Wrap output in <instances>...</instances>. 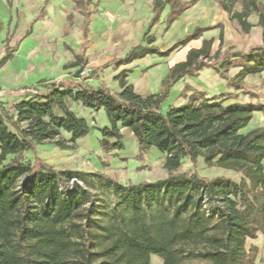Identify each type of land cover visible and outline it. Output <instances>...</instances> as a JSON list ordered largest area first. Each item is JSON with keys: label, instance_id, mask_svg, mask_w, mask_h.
I'll return each mask as SVG.
<instances>
[{"label": "trees", "instance_id": "16d2710c", "mask_svg": "<svg viewBox=\"0 0 264 264\" xmlns=\"http://www.w3.org/2000/svg\"><path fill=\"white\" fill-rule=\"evenodd\" d=\"M100 1L72 0L83 17L82 49L68 66L76 69L74 75L51 82L44 93L18 102L13 114L0 109V264H151L152 256L163 264H257L260 250L249 242L264 235V127L246 130L256 114L264 115V104H226L229 94L210 96L187 86L183 104L171 106L166 113L162 106L179 81L197 78L206 69L217 72L233 93L255 97L248 92L246 79L264 73V5L259 0L220 1L222 10L238 21L244 33L253 27L249 17L258 15L262 45L245 53L218 50L213 55V39H203L200 48L190 49L185 61L170 68L159 92L145 97L128 82L130 68L115 77L118 93L90 85L82 76L89 64L88 34ZM201 1L205 0H152L153 16L143 43L124 58H113L114 67L148 56L168 58L202 39L210 27H196L164 50L154 46L156 36L150 34L153 27L158 30L163 24L166 33ZM50 3L44 1L13 47L6 40L0 69L12 60L34 25L45 19ZM67 21L72 23V15ZM232 69H237L234 76ZM68 101L106 112L109 125L99 129L104 152L123 151V130L127 129L134 135L140 161L153 148L164 156L165 180L131 188L110 181L121 204L132 210L130 217L119 213L102 225L93 217L90 192L78 184L77 191H72L67 184L79 173L56 170L38 157L40 145L54 143L68 149L90 134L92 128ZM63 133L70 135L68 141L63 140ZM28 152L34 155L33 164L24 161ZM185 159L195 165L201 159L208 168L236 172L241 180L179 173ZM149 202L161 208L157 223L143 206Z\"/></svg>", "mask_w": 264, "mask_h": 264}, {"label": "rangeland", "instance_id": "374dc122", "mask_svg": "<svg viewBox=\"0 0 264 264\" xmlns=\"http://www.w3.org/2000/svg\"><path fill=\"white\" fill-rule=\"evenodd\" d=\"M44 1L0 0V58L5 53L6 38L9 36L14 37L12 41V45H14L16 39L27 31L30 23L39 14ZM132 1H100L99 12L93 16L97 20L94 21V28L99 31L97 38L99 40L96 43V51L89 58V65L83 74L88 84L106 86L114 93L120 92L115 77L122 71V67L115 68L111 58L122 59V46L115 43V45L110 44L111 46L106 48V45L111 42V39H119L116 35V25L118 23L130 22L137 16L138 11L133 12L132 8L128 9L126 15H123L121 11V8L125 9ZM220 1L206 0L204 8H200L196 13L197 27L211 28L204 33L203 39H213L212 54L214 55L218 50L245 53L253 47L262 45V28L259 25L258 15L249 17L248 21L253 27L249 33H244L238 21L231 19V16L222 10ZM259 1L264 5V0ZM111 3L116 4L115 8ZM74 7L72 0H52L46 8L47 15L45 19L34 25L28 41L21 44L20 53L15 55L11 64L0 69V109H6L10 114H13V107L18 102L34 97L39 92L44 93L45 87L49 86L51 82L64 80L74 75L76 69H70L68 66L75 61L74 54L81 51L82 46L79 48V39H81L83 23V17L75 11ZM236 10L240 11L241 6L237 5ZM107 13L113 14L115 20L109 21ZM69 15H72L71 24H68L67 21ZM65 28H67V33L64 32ZM164 29L165 24L158 30L153 27L150 34L154 33L156 36L154 46H160L166 50L173 44L169 45L167 43V45H164V39H167L164 35ZM144 31L142 32L144 33ZM142 32L137 39H141ZM221 34H223V38H221ZM179 40L182 39H177L176 42ZM191 45L195 46L196 44H190L189 47ZM182 49L177 50L170 57L167 61L168 64L175 62L183 55ZM168 64H163L160 68L146 67L141 71L142 77L150 73V88H147L146 94L143 91L142 94L150 96L155 94V91L157 92L155 82L166 72ZM129 67L134 69V72L141 68L139 64L138 66ZM94 71L98 73L92 74ZM236 72L237 69H232L230 75L234 76ZM134 81L133 75L128 77V82L135 87L134 83L136 81ZM246 85L248 92L255 95V97L242 92L233 93L217 72L206 69L197 78L185 77L179 81L173 87L170 99L163 104L162 111L166 113L171 106L184 103L185 99L182 97V93L185 92L187 86L203 90L210 96L229 94L231 98L228 99L226 104H247L250 102L264 104V73L247 77ZM68 104L79 117L86 119L92 128L90 134L83 139H79L76 145L68 149H60L54 143L40 145L38 146V157L56 170L79 173L77 179L70 180L67 184L72 188V191H77L76 184H78L84 190L90 192L93 217L99 220L102 225L107 224L119 213H124L130 217L132 210L121 204L122 200L116 194L115 189L110 186V181L131 188L165 180L168 178V172L164 169V156L153 148L147 153L145 160L140 161L134 135L126 130H123L125 149L112 153L104 152L100 147L102 137L99 129L109 125L106 112L104 110L91 111L79 103L70 101H68ZM258 127H264V115L262 114L255 115L251 126L246 131ZM62 138L68 141L70 135L63 133ZM11 158L9 157L8 161ZM24 161L33 164L34 155L30 152L26 153ZM195 172L208 179L226 177L236 182L241 180V175L236 172L208 168L201 159L196 165L189 159H185L179 173L193 174ZM163 203L167 204V201L165 200ZM143 206L152 222L157 223L161 211L159 204L149 202ZM251 243L259 248L261 264H264V236H260L254 242L250 241L249 245ZM151 264H163V262L160 258L152 256Z\"/></svg>", "mask_w": 264, "mask_h": 264}, {"label": "crops", "instance_id": "0c3cea01", "mask_svg": "<svg viewBox=\"0 0 264 264\" xmlns=\"http://www.w3.org/2000/svg\"><path fill=\"white\" fill-rule=\"evenodd\" d=\"M206 1V0H205ZM205 1H201L199 2L198 4H196L195 6H193L191 9H189L188 11H186L171 27L170 29L168 30V32L164 33L165 37L167 39H164V45H167V43L169 45H172L176 42L177 39H182L185 35H187L189 32H191L194 28L197 27V22L198 20L196 19V13L199 11L200 8H204V2ZM52 2V0H51ZM51 4V3H50ZM49 4V5H50ZM113 5V7L116 5L114 3H111ZM151 4H152V0H133L132 2H130L128 4V6L124 9V8H121V11L123 13V15L127 14V11L128 9H133V12H135L136 10L138 11L137 12V16L134 17L133 20H131L130 22H121V23H118L116 25V35L118 36L119 39H111V42L109 44L106 45V48H109L111 45H115V43H119L121 44L122 46V50H123V53H122V58H124L129 52L130 50L138 45L139 43H143V35L145 33V31L147 30V27L149 25V22L153 16L152 14V11H151ZM133 5V6H132ZM112 7V8H113ZM115 8V7H114ZM117 11H120V10H117ZM169 12V9L167 8L162 16V19H161V22L164 21V19L166 18L167 14ZM111 14V13H109ZM113 15V14H111ZM114 16V15H113ZM129 16V15H127ZM115 20V19H114ZM113 20V21H114ZM94 21H97L93 18L92 22H91V29H90V32L88 34V39L90 41V47L87 49L86 51V55L88 57V59L91 57V55L93 54V52L96 51V43H98V30L97 28H94ZM147 23V24H146ZM83 25V23H82ZM146 25V27H145ZM199 25V24H198ZM144 27H145V31H144ZM156 28V26H155ZM67 29V28H65ZM65 29H64V32H65ZM105 29V28H104ZM28 30V29H27ZM102 30V29H101ZM100 30V31H101ZM175 30V31H174ZM144 31V33L142 32ZM27 32V31H26ZM25 32V33H26ZM68 32V31H67ZM141 32H142V36H141V39H137L140 35H141ZM25 33L23 35H25ZM66 33V32H65ZM154 34V33H153ZM177 34V35H176ZM23 35H21L20 37H22ZM31 35V34H30ZM27 36L26 38H24L21 43L19 44V47H18V50L14 53V56L13 58L15 57L16 54L20 53L21 49L20 46L21 44L24 42L26 43L28 41V38L30 37ZM17 38L16 41H15V44L16 42L18 41ZM9 39L10 40V47H13L14 45H12V41L14 39V37H7L6 40ZM6 40H5V51H6ZM158 40V39H157ZM203 40V37L202 39L200 40H195V41H192L191 43H189L186 47H184L181 51H183V55L181 57H179L178 59L175 60V62L173 61L171 64H168L169 62H167L170 57L174 54H172L170 57L168 58H161V57H158V56H148L142 60H139V61H136L134 62L133 64L131 65H128V66H121L122 69H126V68H130L132 69L131 67L129 66H139L141 68H139L138 71L134 72V69H132V73L129 74V76H132L133 75V78L135 83V90L137 93H139L140 95L142 96H148V95H145L146 94V91H147V88L149 89L150 88V81H149V76H150V73L146 74L145 77H142V70L145 69L146 67H151V68H156V67H161L163 64H168L169 66H167L166 68V72L163 73V76H160L158 78V80H156L155 82V89L157 90V92H159L160 90V85H161V82L164 78H166V76L168 75L169 73V70L171 67H173L175 64L179 63V62H182V61H185L186 59V56H187V53L190 49L192 48H200L201 46V42ZM142 41V42H141ZM159 41V40H158ZM23 43V44H24ZM79 43H80V46L79 48H81L82 46V43H83V37H82V34H81V39H79ZM196 44L195 46L191 45L190 44ZM111 44V45H110ZM20 49V50H19ZM82 49V48H81ZM81 52V51H80ZM176 53V52H175ZM5 54V53H4ZM76 54H79V53H76ZM4 56V55H3ZM2 56V57H3ZM1 57V58H2ZM0 58V59H1ZM12 58V60H13ZM114 57L111 58V60L113 59ZM10 60L6 65L8 64H11V61ZM137 64V65H136ZM5 65V66H6ZM89 65V64H88ZM4 66V67H5ZM3 68V67H2ZM1 68V69H2ZM158 69V68H157ZM150 71V69H149ZM92 85V84H90ZM133 85V84H132ZM95 86V85H93ZM101 86V85H100ZM134 86V85H133ZM95 87H99V86H95ZM142 91L145 93V94H142ZM155 91V93H157ZM172 94V91L169 95V98L168 100L170 99V96ZM167 100V101H168ZM166 101V102H167ZM183 104V103H182ZM181 105V104H180ZM92 111V110H91ZM126 131H129L126 129ZM130 132V131H129ZM260 236L262 235H259L258 238H260ZM264 236V235H263ZM256 241V240H254ZM252 241V242H254ZM253 244V243H251ZM261 256L259 255L258 257V260H257V264H261Z\"/></svg>", "mask_w": 264, "mask_h": 264}, {"label": "built area", "instance_id": "2783aa9c", "mask_svg": "<svg viewBox=\"0 0 264 264\" xmlns=\"http://www.w3.org/2000/svg\"><path fill=\"white\" fill-rule=\"evenodd\" d=\"M107 17H108V20L109 21H113L114 19H115V17L113 16V15H111V14H109V13H107ZM86 72V69L82 72V76H83V74Z\"/></svg>", "mask_w": 264, "mask_h": 264}]
</instances>
